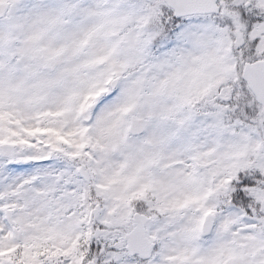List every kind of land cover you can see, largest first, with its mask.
<instances>
[{"label":"snow or ice","instance_id":"obj_1","mask_svg":"<svg viewBox=\"0 0 264 264\" xmlns=\"http://www.w3.org/2000/svg\"><path fill=\"white\" fill-rule=\"evenodd\" d=\"M0 264H264V0H0Z\"/></svg>","mask_w":264,"mask_h":264}]
</instances>
